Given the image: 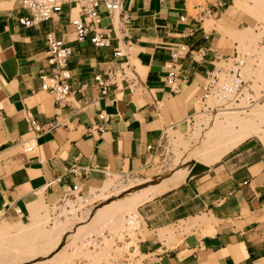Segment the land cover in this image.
<instances>
[{
  "label": "crops",
  "instance_id": "obj_1",
  "mask_svg": "<svg viewBox=\"0 0 264 264\" xmlns=\"http://www.w3.org/2000/svg\"><path fill=\"white\" fill-rule=\"evenodd\" d=\"M238 2L204 0L192 4L191 13L187 0H124L121 15L126 21L115 35L126 44L128 60L132 58L144 90L138 95L115 91L99 98L91 78L105 72L116 42L106 20L100 30L112 39L110 46L94 48L73 42L68 22L75 14L66 7L51 20L25 28L17 21L25 16L19 0H0V221H17L14 207L29 213V205L42 198L51 202L72 180L83 189L90 187L88 193L101 183L102 174L95 172L74 180L66 173L70 166L137 170L148 158L145 146L153 145L163 128L182 132L184 121L194 112V91L202 95L216 59L233 55L235 43L228 55L230 39L221 31L247 29L252 23L237 14L242 11ZM238 31H233L234 38ZM48 32L71 49L69 107L56 108L39 89L40 72L49 70ZM176 45L196 53L178 60L176 83L169 88L167 63ZM99 112L105 115L101 132L93 128ZM27 116L46 131L32 137ZM251 138L137 207L144 222L138 240L144 258L139 264H264V148ZM214 209L219 211L216 218L196 226L201 229L178 244L167 247L160 240L163 227L208 217Z\"/></svg>",
  "mask_w": 264,
  "mask_h": 264
},
{
  "label": "built area",
  "instance_id": "obj_2",
  "mask_svg": "<svg viewBox=\"0 0 264 264\" xmlns=\"http://www.w3.org/2000/svg\"><path fill=\"white\" fill-rule=\"evenodd\" d=\"M124 0H19V9L25 13L17 19L18 23L25 27H32L39 23L51 20L54 16L61 14L62 9L66 7L68 11H73L75 16L68 22L73 42L81 44L87 42L94 48H107L110 46L111 38L100 30L101 22L107 21V27L113 32V40L115 45L111 49L110 59L106 63V70L103 74H95L91 78L92 88L97 92L99 98L113 96L115 91L128 93L137 90H144L142 80L132 75L134 65L129 63L127 54L128 48L126 44L119 43L118 37L115 35L118 28L126 21V17L121 15ZM183 20L182 17L179 18ZM45 59L49 66L48 72H40L38 79L40 81V91L48 94L54 106H68L72 102L69 94L71 73L67 69V61L71 56V49L68 42L62 38H56L51 32L45 35ZM192 50H188L183 45H176L169 51V62L167 63V72L165 83L169 88H173L176 83L178 74L176 64L178 60L188 54L193 56ZM226 66L213 68L206 76V80L202 85V95L198 99V109L190 115L184 123L193 126L194 116L200 115L204 123L209 124L220 109L232 100L238 102L239 91L243 86L242 77L244 67V55L236 51L234 48L231 57L221 58ZM80 90H78L79 92ZM237 96V97H236ZM210 100L211 103H207ZM252 100L248 98L247 103ZM27 130L32 137L38 136L46 131L32 117L24 118ZM96 122L93 126L101 132L105 115L99 112L95 116ZM203 126V124H201ZM171 127L163 128L153 145H146L145 152L148 156L144 164L137 170L129 172H109L107 170L79 168L77 166L68 167L66 173L70 174L73 179H78L88 173H101L103 176L112 177L115 187L123 188V182L129 179H135L140 176L143 171H147L157 165V169L161 168V164L154 163L156 155L165 149V155L170 158L173 156L174 145L170 142L174 136H168L167 131ZM175 140V139H174ZM27 147L26 144H24ZM28 149V148H27ZM164 155V158L166 157ZM171 156V157H172ZM59 181V179H56ZM100 186V185H99ZM98 186V187H99ZM98 187L96 188L97 190ZM90 187L83 189L78 182L72 180L57 200L53 202H44L43 210L40 214L44 217L46 226H53L65 222L75 224L81 220L84 215L98 202L99 198H94L88 193ZM114 188H111V190ZM110 195H112L110 193ZM8 208L4 210V213ZM18 222H28L30 215L24 213L19 208H12ZM3 214L0 215V218ZM123 241H127V233L136 234L144 228V222L136 209L135 212L126 214L123 218ZM110 236L103 226L97 233L90 234L83 238L84 253L92 255L102 246L103 240ZM113 253L108 254V258L102 262H93L89 258L77 257L72 264H134L138 258L136 255L131 256L133 247H129L126 252H115L114 249H120L122 242L116 238L114 240ZM82 252V253H83Z\"/></svg>",
  "mask_w": 264,
  "mask_h": 264
},
{
  "label": "rangeland",
  "instance_id": "obj_3",
  "mask_svg": "<svg viewBox=\"0 0 264 264\" xmlns=\"http://www.w3.org/2000/svg\"><path fill=\"white\" fill-rule=\"evenodd\" d=\"M203 2H204V0H187V8L191 13H193L190 10V6L192 4H203ZM237 5L239 6V9L242 10V11H238L237 14H243L244 18L251 20L252 23L248 25L249 27H247V29L251 30L252 32L248 33L249 35L246 32H245V34H244V32L239 33L238 36H244L245 37L244 38L245 40L241 44H239V42H237L238 41L237 37L234 38L232 35V33H234L235 31H238L237 30L238 28L233 27L230 30L224 29L225 31H221V32L223 34L227 35L228 38L230 39V47H229L227 54L228 55L231 54V51L234 47L233 45L235 43L236 51L238 53H242L244 55V67H243V72H242L244 84L240 88L238 102H232V100H230V102L224 106V109H220L217 112L216 116L214 118H212V121L209 124L204 123L202 120V117L200 115H197V117H199V118L197 119V117H196L193 126L185 124L182 132H178V131L172 130V129L168 130L167 131L168 136H174V139H175V140L170 139V142L174 145V148H175L173 156L170 155V158H167V156L165 155V149H163L162 151H160L158 153V155H156V158L154 159V163L162 165L161 168L157 169V165H155L152 168L148 169L147 171H143L140 176H137L136 180L135 179H129L126 182L124 181L123 182L124 186L127 187L131 183L134 184L137 182L147 181L149 179H153V178L157 177L160 173L164 172L170 166L172 161L175 164L178 162H182L185 159V157L187 156V154L189 153L188 151H192L193 149H196L200 145H203V143L205 141V137H206V135H205L206 132L212 126H214L215 123H217V122L223 123V121H222L223 116L220 117L221 112L233 110V113H235L234 111L237 110L236 112L238 114L235 113L233 115L236 117L244 118L246 116V114L250 112V109H249L250 107L254 106L255 108H260V107L264 106V70H263V73L261 72L262 70H260V69H263L262 63H263V59H264L263 58V56H264V0H239ZM206 25H207V23H206ZM221 30H223V28ZM236 34L237 33H235L234 36H236ZM247 38L248 39L250 38V39L248 40ZM129 63H131V64L134 63L132 58H131V60H129ZM224 63L225 62H223L221 60V58H218V59H216V61H214L211 68L212 69L218 68L219 66L224 67V66H226ZM134 72L135 73L137 72L136 67L134 68ZM134 72L132 71V73H134ZM260 72L262 74H260ZM260 75H262V78ZM140 93H141L140 90L135 91L136 95H138ZM193 95L196 96L194 99H192V102H193L192 108H193V111H195L198 109V104H199L198 99L200 96V91L195 90ZM248 98H250L252 100L249 103L246 102V100ZM207 103L210 104L211 101L207 100ZM229 108H230V110H229ZM238 108H239V110H238ZM241 109H242V111H241ZM197 121L202 122V123H200V126H199V124H196ZM254 123L263 132H261L260 136L259 135L253 136L251 139L254 140V142H256L260 147L262 145L264 148V119L263 118H261L260 120L256 119L254 121ZM201 124H203V126H201ZM234 128H237V126L234 125ZM197 131L200 132V136L198 137V139H199L198 141H196L195 139L192 138V136L194 135L193 133H195ZM198 143H200V145ZM164 155L166 156L165 158H164ZM199 167H201L200 163L195 162V164L191 168L189 167V170L187 169L186 171H184L185 173L181 174L182 176H179V179L183 178V176L185 174H188L186 172L192 173L196 170H199ZM174 169H175V167H174ZM107 181L111 182L110 183V189H108V191H100L99 190L100 188L97 189V191L94 194L95 195L97 194L96 197L98 196L100 201H98L84 215V217L81 220H79L78 222H76L75 224L65 222V225H66L65 232L67 230H69V227L71 229L73 226L78 227V225L79 226L81 224L83 225V223L86 221V218L88 217V215L93 213L95 210H97L99 205H101L104 201H107L110 204L115 205V204L119 203L121 197L125 198V200H128L130 202L134 200V198L132 196L134 193L133 191L123 190V188H125V187H123L122 189L115 187V183H114L112 177H107V176L102 175L101 183L104 182V184H105ZM111 188H114V189L111 190ZM90 193H91V191L89 192V194ZM110 193L112 195H110ZM57 198H58V196L55 197L53 200H51V199H49V200L51 202H53V201L57 200ZM94 198H95V196H94ZM36 204H37V207L35 208L34 211H32L28 207L29 215H30V220L28 222H18L16 220H8V221L1 220L0 224L7 223L9 225H12V224H16V223H21V224H25V225L26 224L30 225L33 221H40L41 224L43 223L42 226L45 229L49 230L52 226H46V223L44 221V217L40 214V212L44 208L43 207V205H44L43 198L41 200H38V202H36ZM131 212H134V211L132 210ZM216 212L219 214V211H216L214 209L213 211L209 212L208 217L206 215H203L201 218L189 219L187 221L176 222L171 226H165V227H163L162 230H160L158 232L159 238L162 242L164 241V243L167 247L178 244L179 241H181L184 236H187L191 233H196L197 230L200 228V227H196V226H198L202 223H205V222L212 221L214 218H216L217 217ZM36 216H38V217L36 218ZM124 216H123V218H124ZM109 219H110V216H107V217H104V219L102 221H100L99 224H93V223L89 222V223H85L83 228L81 226V229H80L78 234H81V232L82 233L85 232L90 227L91 228L95 227V229H96L97 227H100L101 225H104V227L106 226L105 229H107L109 231L108 232L106 230L110 234V236L106 237L103 240L101 248L99 250H97V252H94L92 255H89L88 253H84L85 250H84V252L82 251V249H83L82 241L83 240H80L81 243L79 242V244H78L80 247L77 245V251L75 250V248H76L75 247L71 250H65L66 251L65 252L62 249H64V247H66L67 244L64 242L65 239H63L62 238L63 236H62L61 237L62 239L60 238L61 245L60 246L58 245L59 250L62 252V253H60L61 254L60 256H62L61 260L63 259L65 262V263H63V261H62V263L63 264H72L73 260L77 257L89 258L93 262L105 261L108 258V254L113 253L112 249H113V246L115 245L114 240L116 238L118 241H121L122 244H121V247L119 250L114 249V251L115 252H126L129 247H133V252H132L131 256L136 255L138 258L134 261V264H139L140 261L144 258L142 256V254L139 252V246H138V240H139V237L141 235L142 230H140L136 234L128 232L127 237L129 239L127 241H123L122 240L123 239L122 235L124 233L123 232V229H124L123 219H122V221H119L120 225L118 223L116 228L113 227L111 225V223H109ZM92 224H93V226H92ZM93 233H95V231L92 232L91 234H93ZM156 233H157V230L155 231V234ZM204 233H205V230L203 229L202 233H200V235H203ZM78 248H80V249H78ZM24 257L25 256L23 255L21 258H24ZM42 259H44V257H42L41 260ZM59 264H61V263H59Z\"/></svg>",
  "mask_w": 264,
  "mask_h": 264
},
{
  "label": "bare ground",
  "instance_id": "obj_4",
  "mask_svg": "<svg viewBox=\"0 0 264 264\" xmlns=\"http://www.w3.org/2000/svg\"><path fill=\"white\" fill-rule=\"evenodd\" d=\"M241 32H244V34L246 32L248 34L252 31L248 29L238 31V33ZM244 38V36H238L237 42L241 44L245 40ZM262 65L263 69L260 70H262L261 72L263 73L264 59ZM261 72L260 74H262ZM132 75L136 76L135 72L132 73ZM260 76L262 78V75ZM249 109L250 112L247 113L244 118L236 117L233 115L237 113V110L234 111L235 113H233V110L221 112L220 117L223 116V123H215V125L206 132V137L203 145H200V143H198L200 145L199 147L193 149L192 151H188L189 153L182 162H178L175 164L171 160L172 163L170 164V166L164 172L160 173L155 179L147 182L142 181L134 184L131 183L127 187L124 186L125 188H123V190H131L134 192L132 195L134 198L133 201L130 202L122 197L120 198L119 203L115 205L104 201L101 205H99L97 210L88 215L83 225H78V227L73 226L71 229L69 227V230L65 232V223L53 225L49 230L45 229L42 226L43 223L41 224L40 221H33L30 225L21 223L12 225H9L7 223L0 224V264L65 263L63 259L61 260L62 256H60V253L62 252L59 250V246L61 245L60 238L62 236V238L65 239L64 242L67 244L66 247H64V249L62 250H71L76 247L75 250L77 251V245L79 244L80 240H83L84 237L90 235L94 231L95 233L99 232V230L102 229L101 227L104 226L99 225L100 227H97L96 229L95 227H87L88 229L85 232H81V234H78L81 226L83 228L85 223L91 222L93 224H99L100 221L104 219V217L110 216L109 223H111V225L116 228L118 223L120 225L119 221H122L123 216L125 214H129L132 210L135 212L136 208L139 205L149 201L158 194H163L170 188L176 187L179 183L186 181L188 178L192 177L203 168L219 161L225 154H227L243 141L253 136H260L261 132L263 131L255 125L254 121L256 119H264V106L260 108H255L253 106ZM196 117L197 114L194 116V120L196 119ZM198 118L199 117H197V119ZM200 123L202 122H196V124H199V126ZM234 125H236L237 128H234ZM193 134L194 135L192 136V138L198 141L200 132L197 131ZM195 162L200 163L201 167H199V170L189 173L187 176L179 179V176H182L181 174L185 173L184 171H186L187 169L189 170V167L191 168L195 164ZM110 183V181H107L99 190L108 191V189H110ZM90 191V194L95 196V198H99L98 196L96 197L97 194H94L97 190L92 189ZM36 207V202L29 206L32 211H34ZM37 217L38 216H36V218ZM23 255L25 257L21 258ZM42 257H44V259L41 260Z\"/></svg>",
  "mask_w": 264,
  "mask_h": 264
}]
</instances>
